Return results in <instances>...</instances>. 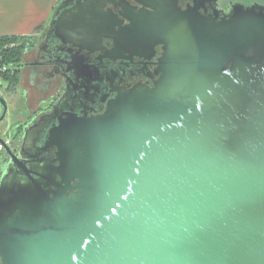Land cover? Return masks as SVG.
I'll return each mask as SVG.
<instances>
[{
	"label": "water",
	"instance_id": "95a60500",
	"mask_svg": "<svg viewBox=\"0 0 264 264\" xmlns=\"http://www.w3.org/2000/svg\"><path fill=\"white\" fill-rule=\"evenodd\" d=\"M106 1L62 0L46 34L159 44L158 75L43 125L52 159L24 154L32 121L0 133V264H264V6L115 0L123 26Z\"/></svg>",
	"mask_w": 264,
	"mask_h": 264
},
{
	"label": "flooded vegetation",
	"instance_id": "af4514ba",
	"mask_svg": "<svg viewBox=\"0 0 264 264\" xmlns=\"http://www.w3.org/2000/svg\"><path fill=\"white\" fill-rule=\"evenodd\" d=\"M61 1L59 0L57 4ZM76 1L69 0V3L74 4ZM124 1L130 6L150 9L139 0ZM177 2L181 8L195 6L204 14L217 13L219 17L227 16L236 5L264 6V0H177ZM103 8H110L122 20L121 25L129 23V20L120 13L122 6L116 4L115 0H107ZM46 31L25 50L26 55L20 68L25 72H32L36 77L32 83L34 87L46 91L53 89V92L42 105L31 112L24 124H18L19 126L15 124L10 127L8 134L6 133L13 140L20 134L22 127L32 121L35 127L27 135L23 152L27 156L37 157V160L54 157L53 150L43 151L39 148L43 125L57 123L58 118L66 112L78 116L102 113L106 109V103L117 94L118 88H132L137 83L152 86L158 75L157 60L162 52L161 45L158 44L154 46L153 52L145 46L141 49V55L132 54L125 48L118 49L115 39L111 37H102L101 45L96 48L81 49L71 43L60 42L52 33L47 35ZM115 48L118 50L111 53L110 50Z\"/></svg>",
	"mask_w": 264,
	"mask_h": 264
},
{
	"label": "crops",
	"instance_id": "0c3cea01",
	"mask_svg": "<svg viewBox=\"0 0 264 264\" xmlns=\"http://www.w3.org/2000/svg\"><path fill=\"white\" fill-rule=\"evenodd\" d=\"M59 0H0V38L28 36L34 41L46 31ZM26 55L24 52L23 57ZM22 86H33L35 76L19 67ZM2 84V80L1 83ZM32 84V85H31ZM35 86V85H34ZM43 89V88H36ZM44 90V89H43ZM46 91V90H45Z\"/></svg>",
	"mask_w": 264,
	"mask_h": 264
},
{
	"label": "rangeland",
	"instance_id": "374dc122",
	"mask_svg": "<svg viewBox=\"0 0 264 264\" xmlns=\"http://www.w3.org/2000/svg\"><path fill=\"white\" fill-rule=\"evenodd\" d=\"M25 73L27 76L28 72ZM19 74L18 83L13 85L2 79V84H0V93L5 97L7 102V113L5 118L0 121V133L2 135L8 134L10 127H13L15 124H24L31 112L42 105L43 100L53 92V89L49 91L43 89L35 90L34 86L29 85L23 87L20 83L21 72ZM13 141H16V138ZM5 157V154L0 150V164L5 160Z\"/></svg>",
	"mask_w": 264,
	"mask_h": 264
},
{
	"label": "trees",
	"instance_id": "16d2710c",
	"mask_svg": "<svg viewBox=\"0 0 264 264\" xmlns=\"http://www.w3.org/2000/svg\"><path fill=\"white\" fill-rule=\"evenodd\" d=\"M8 43H14L12 47H4ZM34 40L28 36H4L0 39V54L2 55L1 63L10 65L13 68L0 73V79L16 84L19 82V67L22 62L23 54L26 49L32 46ZM19 131V128L17 129ZM16 137H14L15 139Z\"/></svg>",
	"mask_w": 264,
	"mask_h": 264
},
{
	"label": "built area",
	"instance_id": "2783aa9c",
	"mask_svg": "<svg viewBox=\"0 0 264 264\" xmlns=\"http://www.w3.org/2000/svg\"><path fill=\"white\" fill-rule=\"evenodd\" d=\"M13 45H14V43H8V44L4 45V47H12ZM1 61H2V55L0 54V73L5 72V71L13 68L10 65H6V64L1 63ZM0 83H1V79H0ZM0 150H2L1 145H0Z\"/></svg>",
	"mask_w": 264,
	"mask_h": 264
}]
</instances>
